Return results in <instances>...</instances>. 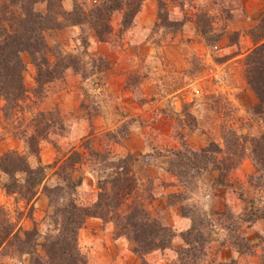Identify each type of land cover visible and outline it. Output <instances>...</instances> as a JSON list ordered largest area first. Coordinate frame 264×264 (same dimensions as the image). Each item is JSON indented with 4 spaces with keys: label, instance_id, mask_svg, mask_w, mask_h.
<instances>
[{
    "label": "rangeland",
    "instance_id": "1",
    "mask_svg": "<svg viewBox=\"0 0 264 264\" xmlns=\"http://www.w3.org/2000/svg\"><path fill=\"white\" fill-rule=\"evenodd\" d=\"M96 1L63 0L62 6L64 10L65 7L71 10L74 3L85 2L91 6ZM162 1L160 20L157 0L143 3L130 28L121 29L120 15H114L110 20L111 32L102 42L87 26L46 32L44 37L50 48L57 47L62 55L77 56L79 61L74 62L76 71L66 70L36 95L33 94L35 69L28 55L22 54L23 82L28 99L22 103L21 110L13 111L11 119L5 121L0 113V155L20 152L27 158L29 166L35 167V157L12 134L23 129L31 117L43 113L44 118L39 120L46 119L48 124L54 121L47 139L40 144L39 160L41 165L56 163V166L46 169L47 179L30 202L21 200L17 194L6 193L4 186L9 183V178L0 172V209L21 238L24 232L36 230L37 241L43 242L52 226L48 219L52 207L43 186L54 187L60 183L54 175L55 170L71 150L82 152L83 139H88L92 150L107 152L111 157L129 155L135 159L131 172L137 180L138 195L147 199H144V205L151 216L171 228L174 234L170 249L146 254L142 257L143 263L183 264L190 260L192 253L189 252V258H186L180 249L186 248L183 238L191 227L182 229L183 226L175 224L172 215L167 216L166 211L158 209L160 204L156 208L151 205L166 197L165 206L172 207L178 216L190 220L191 215L198 220V215H204L197 199L201 184L207 177L208 180L213 177L215 183L217 173L201 174L195 178L189 192L183 191L175 175L166 171L170 152L183 145L193 150L210 142L222 146L223 137L232 132L238 146L249 153L250 140L258 142L264 135V100L259 110L258 100L246 83L244 66L246 55L264 36V0L255 5V13L251 15L247 14V9L253 0ZM37 9L44 12L45 5H38ZM171 22L181 23V30L176 31L170 26ZM200 28L206 31L204 35ZM81 37L87 39L86 47L81 44ZM132 134L136 140L130 145L127 140ZM141 146L143 150H140ZM130 149L133 152H129ZM245 160L250 161L244 157L241 163ZM91 162L76 165L72 174L73 178H82L77 189L82 206L95 202L98 180L111 172L97 164L94 158ZM162 163L166 166L164 171L159 170ZM235 170L226 176L224 186H229L228 180ZM261 170H264L262 166ZM170 176L175 178V183ZM16 178L22 183V175L17 174ZM260 178L249 177V185L260 189ZM170 185L180 187V193L165 195ZM129 204L130 200L121 210L125 211ZM225 217L221 219L224 221ZM98 221L102 228L105 224L113 226ZM0 224L4 222L0 221ZM85 224L78 232L85 264H143L133 251V256L125 260H120L117 255L113 257V251H107V255L94 253L90 250L92 246L87 245L92 237L88 231L94 228H87ZM202 230L204 240L210 239L206 237L208 228ZM111 234L113 239L125 240L133 250V241L116 237L114 226ZM193 237L189 235L188 239ZM210 242L203 246L205 255L200 264H217L212 258L215 251ZM253 253L251 249L247 255ZM249 260L244 264H253ZM0 264H29V256L3 245ZM257 264H264V260Z\"/></svg>",
    "mask_w": 264,
    "mask_h": 264
},
{
    "label": "trees",
    "instance_id": "2",
    "mask_svg": "<svg viewBox=\"0 0 264 264\" xmlns=\"http://www.w3.org/2000/svg\"><path fill=\"white\" fill-rule=\"evenodd\" d=\"M145 1L98 0L91 6L85 2L74 3L71 10H64L63 0H0V113L3 119H11L13 111L21 110L22 103L28 99V90L23 82L25 64L22 54L28 55L35 69V95L43 86L59 79L66 70L76 71L74 62L79 61L77 56L62 55L59 48H50L44 37L46 32L87 26L93 36L102 42L111 32L110 20L114 15H120L121 29L130 28ZM41 4L45 5L44 12L37 9ZM162 7L163 1L157 0L159 20ZM170 26L176 28V31L182 28L181 23L171 22ZM200 31L202 35L206 32L202 28ZM80 41L84 47L88 45L85 37H81ZM255 45L246 55L244 66L246 83L256 96L260 110L264 100V36ZM44 116L38 113L17 134H12L35 157V167H30L27 158L20 152L9 151L0 155V172L9 178V183L4 186L5 192L17 194L26 202L35 198L37 190L47 179L46 169L56 166V163L52 166L41 165L39 160L40 144L47 139L48 130L54 121L48 124L46 119H38ZM234 134L230 132L227 137H223L222 146L210 142L197 150L185 145L172 150L166 171L175 175L183 191L187 192L192 189L196 177L211 172L217 173L215 184L224 186L226 176L240 165L244 157L249 158L255 172L264 177V170H261V166L264 168V135L260 136L258 142L251 139L249 153H245V149L238 146L237 137L233 138ZM87 142L88 139H83L82 152L71 150L55 170L54 175L60 183L54 187L43 186L52 207V213L48 216L52 226L43 237V242L37 241L36 230L24 232L21 238L14 232L11 223L5 220V213L0 209V221L4 222L0 224V248L8 245L18 254L28 255L29 264H85L86 258L78 244V232L88 219H97L103 223H112L116 237L133 241V254L142 263V257L146 254L170 249L174 237L171 228L151 216L144 205L146 198L138 195L137 180L131 172L135 159L129 155L111 157L107 152L90 149ZM92 158L111 172L98 180L99 191L95 202L90 206H82L77 196L82 178H73L72 174L76 171V165L86 162L92 164ZM17 174L23 176L22 183L16 178ZM128 200L130 204L122 211V205ZM227 215L222 214L226 216V221L231 222V216ZM189 217L191 228L183 238L186 248L180 251L185 253L186 258L189 252L192 256L183 264H200L205 255L203 246L210 242V239L204 240L202 229L208 228L206 237L209 238L212 224L203 214L198 215V220H194L191 215ZM229 226L232 232L229 246L239 254H250L252 247L233 226ZM189 235L194 237L190 240ZM227 264L237 263L230 261Z\"/></svg>",
    "mask_w": 264,
    "mask_h": 264
},
{
    "label": "crops",
    "instance_id": "3",
    "mask_svg": "<svg viewBox=\"0 0 264 264\" xmlns=\"http://www.w3.org/2000/svg\"><path fill=\"white\" fill-rule=\"evenodd\" d=\"M259 2L260 0L250 2V7L247 9L248 15L255 13V5ZM65 10H70V8L65 7ZM257 11L259 10L257 9ZM134 140H136V136L132 134L127 143L131 145ZM140 150H143L142 146ZM128 151L133 152L131 149ZM165 167V164L162 163L159 170L164 171ZM251 176L261 177L262 186L260 189L249 185L248 179ZM172 178L173 180L171 181L175 183V178ZM207 178L201 184V189H199L201 194H199L197 199L205 217L212 224L210 244L215 251L212 258L215 259L217 264H227L230 261L244 264V261L249 258L250 263L257 264L260 260H264V177L260 173L255 172L249 160H245L230 176L228 187L215 185L213 177H209L210 180ZM180 191V187L170 185L164 194L180 193ZM165 198L153 202L151 206L156 208L160 204L158 209L166 211L167 216L169 214L172 215L175 219V224H180L184 230L191 227V220L178 216L172 207L165 206ZM223 213H228L231 216V222L221 219ZM85 225L87 228H94L93 231H88L91 232L92 237L87 244L92 246L90 250L94 251V253L103 252L106 254L107 251H113V257L117 255L120 260L121 258L123 260L130 259L133 256L132 248L126 244L125 240L120 238L113 239L111 234L112 225L105 224L102 228V223L97 219H89ZM229 225L233 226V229L252 247L254 250L253 254H239L229 246V238L232 233ZM115 244L118 250L115 249Z\"/></svg>",
    "mask_w": 264,
    "mask_h": 264
}]
</instances>
